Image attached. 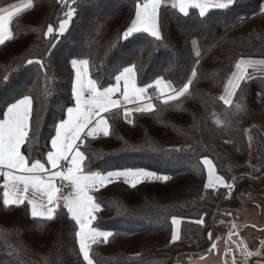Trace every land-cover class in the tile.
I'll return each mask as SVG.
<instances>
[{
    "label": "trees",
    "instance_id": "trees-1",
    "mask_svg": "<svg viewBox=\"0 0 264 264\" xmlns=\"http://www.w3.org/2000/svg\"><path fill=\"white\" fill-rule=\"evenodd\" d=\"M20 1L26 0H0V8ZM135 3L77 0L65 35L46 39L47 25L58 28L68 9L57 0H33L31 9L13 18L14 38L0 45V114L23 95H33V120H40V130L32 153L43 159L55 124L74 105L71 59L88 58L92 77L105 86L115 83L114 74L131 63L142 65L140 86L164 76L179 87L196 67L191 96L169 106L156 100L155 114L134 113L131 124L109 117L110 136L89 139L81 148L87 156L85 171L145 168L169 177L135 188L120 179L92 192L101 206L93 226L114 233L109 243L93 246L95 258L100 264H174L189 253L205 251L213 218L241 213L239 191L264 182V72L241 82L233 106L219 100L240 57L264 58V0H236L228 9H210L203 18L198 9L185 16L172 4H163V42L143 32L121 38L134 18ZM28 59H42L46 68L28 65ZM237 103L243 110L236 109ZM216 118L225 124L217 125ZM22 151L27 155V146ZM204 156L234 184L237 193L231 202L222 198L223 186L205 188ZM173 216L183 218L180 239L174 243ZM201 219L203 224L195 223ZM75 230L66 209L53 221H34L25 206H0V264H81Z\"/></svg>",
    "mask_w": 264,
    "mask_h": 264
},
{
    "label": "snow or ice",
    "instance_id": "snow-or-ice-1",
    "mask_svg": "<svg viewBox=\"0 0 264 264\" xmlns=\"http://www.w3.org/2000/svg\"><path fill=\"white\" fill-rule=\"evenodd\" d=\"M57 2L68 10L64 13L65 18L59 21L58 28L52 24L47 25L43 33L46 39L63 37L76 14V8L71 5L76 4L77 0H57ZM235 2L236 0H173L172 7L178 8L185 16L189 14V8L198 9L199 16L203 18L210 8L228 9ZM162 3L163 0H136L135 18L123 31L121 38L128 40L133 34L143 32L154 41L163 42L159 24ZM32 7L33 0H26L18 6L0 8V45L14 38L11 27L13 18L19 17L21 13ZM191 43L194 47L197 45L196 40H192ZM200 55L199 50L195 51L197 65L200 63ZM33 63L39 64L42 69L46 68L42 59L27 60L28 65ZM70 64L74 71L72 84L74 106L67 107V118H62L58 124H55V135L51 136V146L43 159L35 157L32 153V144L36 143L40 130V120H33V95H23L22 98L7 105L0 114L2 115L0 118V180H2L0 206L4 209L25 206L34 221H53L62 209H66L69 218L76 225L74 238L81 264H100L95 258L93 246L109 243L114 233L93 227V222L97 220L95 213L101 210V206L90 192L99 191L100 188L121 178L124 183L135 188L147 180L167 181L169 177L144 169L107 171L106 174L85 171L87 156L81 148L89 139H95L100 135L110 136L109 117H122L131 124L134 113L155 114L158 109L153 103V94L156 100L165 106L176 104L182 98L191 96L198 69L193 67L186 82L179 87L164 76L138 86V71L142 65L131 63L114 74L115 83L105 86L92 77L88 58H74L70 60ZM258 64L264 65V60L242 58L235 63L236 71L231 73L224 86V94L219 97L224 105L233 106V98L236 97L237 91L241 90V82L250 78L248 69L256 68ZM8 79V76L3 77L4 81ZM44 96L47 97L46 88ZM127 104H135L136 107L129 108L126 107ZM235 107L237 110H243L238 103ZM225 122L219 118L215 119L217 125L222 126ZM25 146L28 150L27 155L22 151ZM181 150L174 149V151ZM201 164L208 175L206 189L217 185L233 187L226 183L223 176L217 174L216 166L208 156L201 159ZM57 180L67 181L74 189V195L58 196L57 193L61 188L57 185ZM171 222L176 226L171 233L170 241L174 243L180 239L181 221L173 216ZM195 223L203 224L204 221L201 219ZM229 235L231 236V233ZM215 248L216 244L213 243L209 251ZM243 251L247 256L254 254L248 252L246 246Z\"/></svg>",
    "mask_w": 264,
    "mask_h": 264
},
{
    "label": "rangeland",
    "instance_id": "rangeland-1",
    "mask_svg": "<svg viewBox=\"0 0 264 264\" xmlns=\"http://www.w3.org/2000/svg\"><path fill=\"white\" fill-rule=\"evenodd\" d=\"M242 58L243 59H252V60H256V61L264 60V58L250 57V56H248V57L242 56L239 59H242ZM262 66L263 65L258 64L256 66V68H249L250 69V70L248 69L249 76L252 77L256 74L263 73L264 68ZM234 68L235 67L233 66L231 73L236 71V69L234 70ZM257 69H259V70H257ZM231 73H230V75H231ZM230 75H229V77H230ZM224 90L225 89L223 87V90L221 91L220 96L224 94ZM263 129H264V126H263ZM251 147H252V151H251L250 158H251V162H254L256 153H255V145H254L253 140L251 142ZM128 169H144V170H147L145 168H128ZM147 171H151V170H147ZM216 171H217L218 175H221L217 169H216ZM121 179L123 180V178H121ZM227 184L233 185V187L228 188V187L223 186L225 190L223 192L222 198L225 197V199L227 201L231 202V199H232L231 197H233L232 195H235L237 192L235 194L233 192L235 186L232 183V181H228ZM263 187H264V182L260 181V182H258V184L254 188L251 186H245L241 191H239L241 207L239 205H238V207L241 208L242 212L237 213L236 222L242 221L244 223V221L246 220L245 222L251 223V222L256 220V217L258 215V212L256 211L257 210L256 202L260 203V200H261L260 196L262 195ZM217 188H219V186L215 187V189H217ZM235 206L237 208V205H235ZM216 212H217V210L214 211V213H216ZM234 214L235 213L222 215L223 217H220L217 220L215 218H213L212 223H211V232H212V238H211L212 243L211 244H213V243L216 244L215 249H213L212 251H209V249H211V247H212V245H211L209 249L202 251L200 253H197V254L189 253V254L183 256L182 258H179L178 260H176V262H174V264H233L234 260H235V264H241L240 260L235 259L232 251H230L229 249L226 250V248H225L226 246L224 247V244L222 241L223 236H224L225 226L226 225L230 226L232 223H234V220H235ZM95 215H96V213H95ZM176 217L182 222L183 218L181 216H176ZM174 227H176V226L173 225V229H174ZM179 230H181V223L179 224ZM201 257H203V259ZM258 264H263V262L262 263L258 262Z\"/></svg>",
    "mask_w": 264,
    "mask_h": 264
},
{
    "label": "flooded vegetation",
    "instance_id": "flooded-vegetation-1",
    "mask_svg": "<svg viewBox=\"0 0 264 264\" xmlns=\"http://www.w3.org/2000/svg\"><path fill=\"white\" fill-rule=\"evenodd\" d=\"M260 197V203L256 202L258 215L255 221L251 223L245 222L246 220L244 223L236 222L237 216H235L233 223L235 227L231 224L230 226L226 225L224 229L222 240L224 247L226 246V250L232 251L235 259L240 260L241 264H258V262L264 264V193ZM245 246L248 252L254 254L247 256L243 251Z\"/></svg>",
    "mask_w": 264,
    "mask_h": 264
},
{
    "label": "crops",
    "instance_id": "crops-1",
    "mask_svg": "<svg viewBox=\"0 0 264 264\" xmlns=\"http://www.w3.org/2000/svg\"><path fill=\"white\" fill-rule=\"evenodd\" d=\"M26 1H20V2H15V3H12V4H10V5H8V6H5V7H2V8H10V7H12V6H18V5H20V4H23V3H25ZM172 2H173V0H163V3H162V5L163 4H172ZM161 9V8H160ZM191 8H189V10H190ZM210 9H213V8H210ZM209 9V10H210ZM134 18H135V15H134ZM133 18V19H134ZM131 24V23H130ZM159 24H160V11H159ZM130 26V25H129ZM128 26V27H129ZM160 29H161V26H160ZM161 34H162V32H161ZM263 68H264V65L262 66ZM234 70H235V68H234ZM250 70V69H249ZM231 73V72H230ZM227 82V81H226ZM226 84V83H225ZM138 86H140V85H138ZM225 86V85H224ZM223 90V89H222ZM151 91V90H150ZM155 101H156V97L154 96V94H153V103H155ZM74 106V105H73ZM126 107H129V108H135L136 107V105L135 104H127L126 105ZM133 116H134V114H133ZM133 116L131 117V119L133 120ZM214 162V161H213ZM215 164V163H214ZM216 166V165H215ZM217 169V168H216ZM218 174V173H217ZM220 176H222V175H220ZM225 181H226V183L228 182L226 179H225ZM208 182V175H207V181H206V183ZM0 183H2V180H0ZM221 187V186H223V185H217L216 187ZM215 188V187H214ZM92 192L93 191H91L90 192V194L92 195ZM37 195H39V194H37ZM57 195L58 196H60V197H64V196H69V195H74V190L72 191V192H70V193H68V194H66V195H59L58 193H57ZM61 202H63L62 200H61ZM94 227V226H93ZM101 230V229H100ZM105 231V230H104Z\"/></svg>",
    "mask_w": 264,
    "mask_h": 264
},
{
    "label": "built area",
    "instance_id": "built-area-1",
    "mask_svg": "<svg viewBox=\"0 0 264 264\" xmlns=\"http://www.w3.org/2000/svg\"><path fill=\"white\" fill-rule=\"evenodd\" d=\"M155 96V94H154ZM57 185L61 188V191L58 193L59 195H66L70 192H72L74 189L71 187L70 184H68L67 181H56Z\"/></svg>",
    "mask_w": 264,
    "mask_h": 264
},
{
    "label": "water",
    "instance_id": "water-1",
    "mask_svg": "<svg viewBox=\"0 0 264 264\" xmlns=\"http://www.w3.org/2000/svg\"><path fill=\"white\" fill-rule=\"evenodd\" d=\"M232 224H233V223H232ZM211 235H212V232H211ZM211 245H212V244H211ZM211 245H210V246H211ZM209 248H210V247H209Z\"/></svg>",
    "mask_w": 264,
    "mask_h": 264
}]
</instances>
